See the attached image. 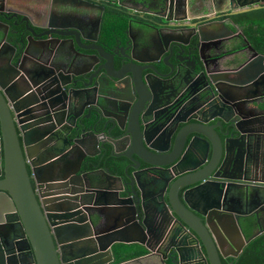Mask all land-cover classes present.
I'll return each instance as SVG.
<instances>
[{
  "label": "water",
  "instance_id": "95a60500",
  "mask_svg": "<svg viewBox=\"0 0 264 264\" xmlns=\"http://www.w3.org/2000/svg\"><path fill=\"white\" fill-rule=\"evenodd\" d=\"M200 2L213 3L191 6ZM219 3L231 16L260 0ZM191 18L173 20L192 29L200 52L239 31L232 19L224 30L178 22ZM171 21L153 23L164 46L188 44ZM15 25L0 18V195L9 202L0 208V264H223L219 231L232 244L231 233L241 235L238 253L264 234V54L250 41L253 55L231 72L247 79L222 89L188 84L184 66L167 72L158 59L117 67L111 56L91 75L56 71L42 61L52 46L37 30L46 26ZM79 34L68 39L76 52ZM81 59L74 63L85 66ZM252 87L262 88L259 98ZM185 113L195 121L180 119ZM230 187L243 190V211L227 207ZM241 214L257 220L250 238ZM134 244L148 253L118 263L116 246Z\"/></svg>",
  "mask_w": 264,
  "mask_h": 264
},
{
  "label": "flooded vegetation",
  "instance_id": "af4514ba",
  "mask_svg": "<svg viewBox=\"0 0 264 264\" xmlns=\"http://www.w3.org/2000/svg\"><path fill=\"white\" fill-rule=\"evenodd\" d=\"M173 1L177 4L176 7L172 0H0V18L9 24L11 28H16L15 23H20L22 19H26L29 22L35 21L46 26V28H38L37 30V34L40 37L47 34V36H42L40 39L52 46L42 61L56 71L66 72L71 70L73 73H80L85 69H91L88 74L91 75L97 72L99 67L106 64L108 58L112 56L117 67H120L124 62L148 66L152 65V61L156 59L162 63L158 66L162 70H167V72L172 69L176 71V69H180V66H184L182 70L186 73L188 84H196L197 86L215 82L222 89H225V83L223 82L232 79H247V76L241 72L237 75H232L231 73L234 69L237 70L243 67V64L253 55V52L246 47V41H250L260 53L264 54V50H260L253 44L250 37L246 34L245 28L238 25L239 31L237 33L224 38L223 41L214 46V49H205L200 52L199 49L195 50L197 40L190 38L192 29L178 26L173 20L183 16H190L192 17L191 19L178 21L179 24L198 23L205 24L204 26L209 24L208 29L222 24L218 29L224 30L226 26L229 27L226 20H233L232 15L230 16V13L225 9L227 5L220 4V0L215 2L211 0L213 3L206 4L208 7L205 9V5L202 2H200L201 5L193 4L191 6V0H186L188 5L186 4V7H183V5L180 6L179 0ZM168 4H170L171 9L169 7L166 10ZM108 6H115L119 12L117 15L119 21L113 26L111 35L103 29ZM256 6L255 10L258 13L255 24V29L257 30L255 37L264 41V0H260V3ZM215 9L219 11H215ZM208 11L210 12L208 13ZM212 17L215 18L212 19ZM166 19L172 20L168 24H175V27H171L175 32H180V29H182L183 34L181 37L188 44L182 47L171 46L166 48L164 46L160 32L153 29V23L157 20L166 23ZM247 26L248 24H245L244 27ZM76 28L81 29L83 32V36L79 34L82 41L76 45L78 52L74 49L73 42L68 40L75 38L72 34L76 33ZM19 29H25V23L19 26ZM57 32L68 35L66 37L68 39H65L64 42L59 41ZM62 51L68 55L65 61ZM76 55L82 58L80 62L86 64L85 66L80 63H74ZM72 80L76 81L78 77L73 76ZM262 81L264 82V76ZM169 85H171L173 92L176 93V82L170 79ZM258 90V87H252L251 89L252 96H255L254 99L259 98L258 94L263 93L262 88L259 92ZM190 116L185 113L179 117L180 119H187V122L195 121ZM183 125L181 124L180 127ZM173 126L175 127V123ZM232 176H234V173H226V177ZM229 189L231 191L226 200L227 207L243 211V190L232 187ZM257 199L258 197L256 196L251 201L253 206L259 210L261 207L259 205L258 207L255 206ZM244 214H241L240 218L243 229L244 222L249 218H244ZM260 215L264 216V212L260 211ZM219 233L218 239L224 252L228 254L227 257L222 258L223 264H240L247 246L243 247V250L239 253L238 248L243 246L244 239L240 234L232 232V244L225 234H222L221 231ZM203 262L205 261L199 258V261H196L195 264H203Z\"/></svg>",
  "mask_w": 264,
  "mask_h": 264
},
{
  "label": "trees",
  "instance_id": "16d2710c",
  "mask_svg": "<svg viewBox=\"0 0 264 264\" xmlns=\"http://www.w3.org/2000/svg\"><path fill=\"white\" fill-rule=\"evenodd\" d=\"M118 11L116 10L115 6H108V12L105 16V22L103 29L106 33L111 35V32L113 31V26L116 25L119 21L117 18ZM257 10H250L247 12H241L237 14H233L232 18L235 23L242 25L243 27L245 24H248L245 28L246 34L250 37L253 44L257 46L260 50H264V41H261V38L255 37L256 29V17H257ZM113 159H105L104 161L100 162V158L94 159V162L100 163L101 166H104L105 164H113ZM116 169V167H115ZM257 227V220L255 217H249L247 218V221L244 222V231L246 233V236L250 238L255 229ZM134 246L130 245V248L125 247L123 245H117L116 250L118 254V260L117 262H122L128 259H132L134 257L146 254V250L141 248L137 249L134 252H132V248ZM264 263V234L259 235L258 237L254 238L246 247V250L242 256L241 263L240 264H261Z\"/></svg>",
  "mask_w": 264,
  "mask_h": 264
},
{
  "label": "crops",
  "instance_id": "0c3cea01",
  "mask_svg": "<svg viewBox=\"0 0 264 264\" xmlns=\"http://www.w3.org/2000/svg\"><path fill=\"white\" fill-rule=\"evenodd\" d=\"M245 1V0H244ZM237 14V13H236ZM226 22H227V25L230 27V28H232V27H234V24H232V20L230 21V19H228V20H226ZM217 24V23H216ZM239 24H237L236 23V26H238ZM222 26V24H219V25H217L216 27L215 26H213L212 27V29H218V27H221ZM242 26V25H241ZM243 27V26H242ZM240 28V27H239ZM244 28V27H243ZM242 29V28H241ZM77 159V155L75 154H72V155H70V156H68L67 158H66V163H68V164H71V165H73V163L75 162V160ZM6 206H9V202L7 201V199L4 197V196H1L0 195V208H3V207H6ZM116 246V245H115ZM134 247L132 248V252H134L135 250H137V249H141V248H143V249H145L147 252H146V254L148 253V249L147 248H145L144 246H142V245H140V244H134L133 245ZM128 248H130V246L128 247ZM143 255H145V254H143ZM141 256V255H140ZM140 256H137V257H134V258H139Z\"/></svg>",
  "mask_w": 264,
  "mask_h": 264
}]
</instances>
